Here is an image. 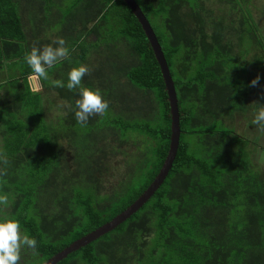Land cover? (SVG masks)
Returning <instances> with one entry per match:
<instances>
[{"label":"trees","instance_id":"1","mask_svg":"<svg viewBox=\"0 0 264 264\" xmlns=\"http://www.w3.org/2000/svg\"><path fill=\"white\" fill-rule=\"evenodd\" d=\"M135 1L175 85L177 152L136 213L57 264H264V179L250 141L224 124L235 113L254 118L264 104L256 0H216V9L211 0ZM57 38L69 55L34 92L25 56ZM78 64L89 69L82 84L108 102L86 124L77 122L78 96L66 87ZM0 79V196L7 197L0 220L19 221L37 241L18 264H42L125 209L156 176L170 142L167 92L123 0H0ZM129 144L135 149L125 152ZM122 154L123 172H108Z\"/></svg>","mask_w":264,"mask_h":264},{"label":"clouds","instance_id":"2","mask_svg":"<svg viewBox=\"0 0 264 264\" xmlns=\"http://www.w3.org/2000/svg\"><path fill=\"white\" fill-rule=\"evenodd\" d=\"M52 45L42 47H32L30 52L25 56V61L30 67L32 73L37 79H48V69L52 68L62 58H67L69 50L65 46L63 38H57ZM89 69L84 64H78L71 67L67 72L68 90H75L78 99L75 101V118L77 122L86 124L93 114L105 112L108 108V102L103 98L101 92L97 89L84 86L83 77ZM259 80L256 77L251 81L255 85ZM57 86L64 87L62 81H57ZM253 123L257 126L264 127V104H259ZM7 197L0 196V204L6 203ZM37 241L28 233L21 231L19 221L5 217L0 220V264H18L22 248L35 249Z\"/></svg>","mask_w":264,"mask_h":264},{"label":"water","instance_id":"3","mask_svg":"<svg viewBox=\"0 0 264 264\" xmlns=\"http://www.w3.org/2000/svg\"><path fill=\"white\" fill-rule=\"evenodd\" d=\"M123 1L127 4V6L130 8V10L140 23L160 67V71L165 84V90L167 92L171 115L169 149L164 159V162L156 176L131 204H129L125 209H123L114 217H112L109 221L103 223L99 227L93 229L87 234L69 243L67 246L58 251L55 255L47 259L42 264H57L59 261L66 258L72 252L79 250L80 248L88 245L89 243L100 238L101 236L111 232L120 224L125 222L128 218H130L153 196V194L162 185L172 166L173 160L177 152L180 136L179 108L177 104V94L175 90V85L171 77L167 61L161 50V45L156 37V34L139 5L136 3L135 0Z\"/></svg>","mask_w":264,"mask_h":264},{"label":"rangeland","instance_id":"4","mask_svg":"<svg viewBox=\"0 0 264 264\" xmlns=\"http://www.w3.org/2000/svg\"><path fill=\"white\" fill-rule=\"evenodd\" d=\"M211 1L213 5L212 8L216 9L217 7L216 0H211ZM255 3L256 4L254 5V7H252L253 17L255 18L259 27L262 28V33L264 35V0H256ZM54 26L57 27V23ZM51 38H54V36H51ZM29 82H30L31 89L34 92H37L41 89L39 80L34 75L30 76ZM0 93L2 94L3 91L1 90ZM253 100H254V96H253ZM253 121H254V118L250 113H247L244 115L235 113L232 119L224 120V124L232 128V130L236 134H239L241 137L251 140V143H249L248 145V149L251 152V158H252L251 161L261 170V172L264 175V161L260 160L261 156H258L256 158V153L258 152L259 146H261L264 151V127L255 125ZM133 149H135V146H133L132 144H129L127 147L124 148V151L130 152ZM123 162H124L123 154L113 157V159L109 161V163L111 164V167L108 170V172L110 173H112V171L113 173L123 172V170L125 169ZM114 181H116V179L112 178L111 183H113ZM26 251H30V249L22 248L21 249L22 255Z\"/></svg>","mask_w":264,"mask_h":264},{"label":"crops","instance_id":"5","mask_svg":"<svg viewBox=\"0 0 264 264\" xmlns=\"http://www.w3.org/2000/svg\"><path fill=\"white\" fill-rule=\"evenodd\" d=\"M29 81H30V77H29ZM30 83V82H29ZM261 150V151H260ZM258 156H261L260 157V160L261 161H264V151H263V149H261V148H259L258 149V152L256 153V158L258 157ZM254 164V163H253ZM254 166H255V169L258 171V173L260 174V176L264 179V175H263V173L261 172V170L254 164Z\"/></svg>","mask_w":264,"mask_h":264},{"label":"flooded vegetation","instance_id":"6","mask_svg":"<svg viewBox=\"0 0 264 264\" xmlns=\"http://www.w3.org/2000/svg\"><path fill=\"white\" fill-rule=\"evenodd\" d=\"M249 141H250V143H251V140H249ZM259 148L263 149L261 146H259Z\"/></svg>","mask_w":264,"mask_h":264}]
</instances>
